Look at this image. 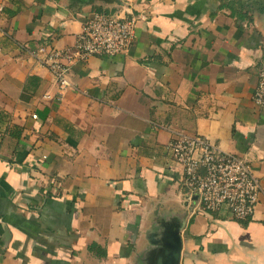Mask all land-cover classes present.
Segmentation results:
<instances>
[{"label":"crops","instance_id":"crops-1","mask_svg":"<svg viewBox=\"0 0 264 264\" xmlns=\"http://www.w3.org/2000/svg\"><path fill=\"white\" fill-rule=\"evenodd\" d=\"M119 1L0 0V264H149L173 215L180 264H264V200L245 220L206 210L167 148L204 134L264 185V0ZM93 11L137 16L134 38L60 89L29 50L69 44Z\"/></svg>","mask_w":264,"mask_h":264},{"label":"built area","instance_id":"built-area-1","mask_svg":"<svg viewBox=\"0 0 264 264\" xmlns=\"http://www.w3.org/2000/svg\"><path fill=\"white\" fill-rule=\"evenodd\" d=\"M137 18L133 14L93 11L69 44L42 43L30 49L29 54L52 75L60 89L75 88L69 76L73 65L90 56L113 57L127 52ZM252 102L263 115L264 60L258 68ZM167 148L173 162L182 167L183 184L198 196L206 210L225 206L233 218L245 220L264 200V185L249 163L234 152L222 150L208 136L176 132Z\"/></svg>","mask_w":264,"mask_h":264},{"label":"water","instance_id":"water-1","mask_svg":"<svg viewBox=\"0 0 264 264\" xmlns=\"http://www.w3.org/2000/svg\"><path fill=\"white\" fill-rule=\"evenodd\" d=\"M105 3H114L119 7V0H99ZM184 220L173 215L161 218L157 231H151L148 241L152 245L148 256L149 264H180L182 250L181 230Z\"/></svg>","mask_w":264,"mask_h":264},{"label":"trees","instance_id":"trees-1","mask_svg":"<svg viewBox=\"0 0 264 264\" xmlns=\"http://www.w3.org/2000/svg\"><path fill=\"white\" fill-rule=\"evenodd\" d=\"M92 247H93V246H92ZM101 253H102L101 255H104V252L101 251Z\"/></svg>","mask_w":264,"mask_h":264}]
</instances>
